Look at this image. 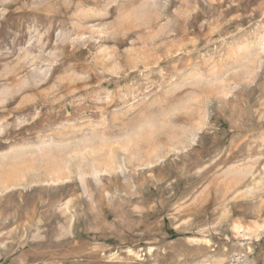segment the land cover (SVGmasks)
Listing matches in <instances>:
<instances>
[{"label": "rangeland", "instance_id": "374dc122", "mask_svg": "<svg viewBox=\"0 0 264 264\" xmlns=\"http://www.w3.org/2000/svg\"><path fill=\"white\" fill-rule=\"evenodd\" d=\"M0 264H264V0H0Z\"/></svg>", "mask_w": 264, "mask_h": 264}]
</instances>
